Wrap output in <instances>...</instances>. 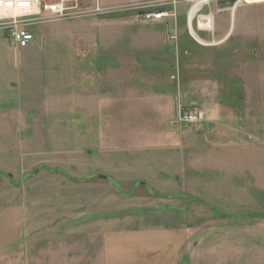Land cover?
I'll return each mask as SVG.
<instances>
[{
    "label": "rangeland",
    "instance_id": "1",
    "mask_svg": "<svg viewBox=\"0 0 264 264\" xmlns=\"http://www.w3.org/2000/svg\"><path fill=\"white\" fill-rule=\"evenodd\" d=\"M71 5L27 24L24 48L0 27V95L15 101L13 132H0V258L14 260L0 264L46 248L47 264H118L119 251L126 264L127 242L156 225L184 234L181 264H264V2ZM236 6L232 39L218 41ZM144 7L168 15L144 20ZM184 31L208 45L176 50ZM182 80L205 120L179 122Z\"/></svg>",
    "mask_w": 264,
    "mask_h": 264
},
{
    "label": "crops",
    "instance_id": "2",
    "mask_svg": "<svg viewBox=\"0 0 264 264\" xmlns=\"http://www.w3.org/2000/svg\"><path fill=\"white\" fill-rule=\"evenodd\" d=\"M139 2V1H136ZM241 6H236V7H226V9H224L225 13H224V17H225V29L226 32L224 34H222L220 37L217 38L218 41H225L228 43V41H230V37L233 33V31L235 30V26L237 25V14L238 11L240 9ZM247 13H242L240 17V24H239V29H246L247 25H246V15ZM186 19V25L190 24L191 25V29L190 31H193L194 28L192 27V22H193V18L192 15L187 16ZM153 22H157V21H153ZM198 31H193L197 36V38L199 40L202 41V39H208L204 33H202L203 31L201 30V28L197 29ZM201 30V31H200ZM204 35V36H203ZM195 35L192 34V32L189 31H184L183 33H181V35H179L177 37V42L173 43L175 45L176 50H179V47H184L185 46H189V50L190 49H202L204 50L201 46L202 45H208V43H197L196 41V37H194ZM256 37L254 36V39ZM158 36H153L150 38V42L148 43L149 45H151L152 47L154 46V44H156L157 42H155V40L157 41ZM186 41V43H185ZM202 44V45H199ZM178 54V53H177ZM181 65H174V69L177 67L178 70H180ZM174 78V77H173ZM182 81H178V85L176 84L173 85L172 82L171 85L172 87H176L177 90L179 89L180 91H182V93H180V97L178 98L179 100V106L181 107L184 106L186 108H194L197 107L195 102H191L189 100L190 97L187 96V94L182 90L183 88V84H185ZM196 81V80H195ZM199 83V84H198ZM210 85L211 82H210ZM208 85V83L206 81H196V82H192V86L190 87H195L198 89H202V88H207L211 86ZM178 90V91H179ZM7 91V89H6ZM5 91V92H6ZM183 95V98L182 96ZM185 96V99H184ZM186 101H190L191 103L190 106L185 102ZM202 100H204V102H200L202 103L203 106H208V111H206L208 115L210 116H214L216 113V111L219 110V107L216 106L217 104L215 103H211V102H206L207 97H202ZM153 101V100H152ZM154 102V101H153ZM199 103V102H198ZM197 103V104H198ZM14 104L15 101L14 99H8V96L4 94L0 95V119H2L3 124L0 127V132H2L1 136H7V138H9V136L11 135V132H13V125H9V123L7 122L9 119L13 120L14 116H15V112H14ZM157 105V104H156ZM158 107V105H157ZM179 107V109H180ZM204 110V109H202ZM205 112V111H204ZM216 116V115H215ZM222 116V115H220ZM23 118V117H22ZM210 118V117H209ZM208 119V118H206ZM23 120V119H22ZM6 122V123H5ZM10 126V127H9ZM24 128H22L23 130ZM24 131L20 132L23 134ZM7 138L5 140H3V142H7L6 144H2L0 145V150L2 151L1 153L6 154L9 151V146H8V140ZM7 163L2 164L4 165L3 167H8L6 165ZM55 233H57V231H54ZM141 232V231H140ZM183 235L180 232H177L176 230H174L171 227H164V226H153L151 230H147L146 231H142L141 234H134V239L130 240L127 242V246H129V248H132V250L135 251H131L130 249L124 252L125 258L127 260L126 264H181L182 260H184L185 258V241L183 239ZM182 237V238H180ZM40 241V239H39ZM126 246V248H127ZM187 246V245H186ZM42 248V246H38V249ZM56 249V247H55ZM46 250L39 251V254L36 258L34 257H29V259L25 260L26 264H47V263H51L50 260H47V256H45L44 254H46ZM60 251V250H59ZM60 257H62V252L60 251L59 253ZM113 256V255H112ZM119 260H118V264H122L121 260L123 259V253L121 251H119ZM58 258V257H57ZM14 259L10 256L5 257V258H0V263H6L9 261L12 262ZM58 261V260H57ZM56 261V262H57ZM61 261V260H60ZM61 263V262H60ZM59 263V264H60Z\"/></svg>",
    "mask_w": 264,
    "mask_h": 264
},
{
    "label": "built area",
    "instance_id": "3",
    "mask_svg": "<svg viewBox=\"0 0 264 264\" xmlns=\"http://www.w3.org/2000/svg\"><path fill=\"white\" fill-rule=\"evenodd\" d=\"M242 1L248 4L264 2V0ZM71 2L72 0H0V27L11 33L18 46L24 48L34 39V35L26 27L27 24L58 20L73 15L76 6H72ZM140 14L144 20L154 21L167 17L168 12L145 8ZM205 117L204 110L198 107L179 109L178 120L184 125L201 122Z\"/></svg>",
    "mask_w": 264,
    "mask_h": 264
}]
</instances>
